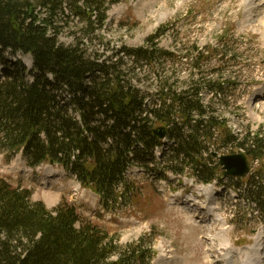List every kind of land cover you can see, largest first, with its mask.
Wrapping results in <instances>:
<instances>
[{"label":"trees","instance_id":"obj_1","mask_svg":"<svg viewBox=\"0 0 264 264\" xmlns=\"http://www.w3.org/2000/svg\"><path fill=\"white\" fill-rule=\"evenodd\" d=\"M118 1L0 0V149L8 155L21 150L32 167L62 166L97 193L106 208L117 201L116 190L126 185L124 174L131 166L149 169L153 148L161 143L153 132L160 126L172 142L162 150L167 161L163 172L181 175L188 169L203 184L232 180L222 177L209 152L210 146L228 143L251 160L262 159V138L246 129L240 140L226 118L213 110L207 114L209 106L203 102L205 90L218 100L230 97L227 88L235 80L215 79L213 73L238 66L237 53L215 47L204 54L195 44L191 49L185 44L157 47L155 40L165 31L159 26L146 39L147 46H123L115 53L123 52L136 66L145 65L155 90L144 93L123 69V56L106 61L98 54L87 55L80 40L59 42L61 26L54 20L68 15L66 9L89 34L103 27L106 11ZM218 39L222 47L233 46V38ZM7 51L30 54L32 68L6 60ZM212 57L214 67L204 69L203 62ZM183 67L190 79L180 90L172 75ZM255 173L243 192L264 213V171ZM79 221L73 206L48 210L42 201L31 199L29 189L0 178V264H149L155 255L152 248L140 249L141 240L117 254L113 237L88 220Z\"/></svg>","mask_w":264,"mask_h":264},{"label":"rangeland","instance_id":"obj_2","mask_svg":"<svg viewBox=\"0 0 264 264\" xmlns=\"http://www.w3.org/2000/svg\"><path fill=\"white\" fill-rule=\"evenodd\" d=\"M66 13L65 17L54 20L61 26L59 42L69 45L80 40L87 55L98 54L106 61L123 56V69L144 93L155 90L154 78L145 65L136 66L123 52L115 53L123 46L133 49L147 46L146 39L159 26L164 25L165 31L155 40L157 47L171 49L174 44H185L191 49L195 44L204 54L212 53L215 47L226 49L230 55L237 53L238 66L218 75L213 73L215 79L235 80L227 88L230 97L218 100L215 94L205 90L203 102L209 106L207 114L213 110L226 118L227 126L240 140L246 129L262 138L264 152V0H119L107 11L103 27H96L89 34L85 33L84 23L74 18L69 9ZM40 14L44 17V13ZM218 38H233V46L230 43L227 47L220 46ZM232 49L236 51L231 52ZM5 58L24 64L28 70L32 68L30 54L12 55L7 51ZM214 63L212 57L203 62V67L211 69ZM171 71L166 74L172 75ZM188 71L183 67L172 75L180 90L190 79ZM71 113L76 119L80 117L78 112ZM169 143L165 141L162 148ZM228 144L210 146L209 152H240ZM155 153V158L150 157L147 163L149 169L133 165L126 171V185L118 186L116 191L120 195L108 208L100 204L97 194L81 186L62 166L41 163L32 167L21 150L8 155L0 149V178L29 189L31 199L42 201L48 210L73 206L79 222L88 220L114 238L117 254L128 250L130 243L141 240L138 244L141 250L152 248L155 253L149 264H239L240 260L236 259L249 249L264 255L261 248L264 247V213L256 210L243 192L249 174L224 179L222 183H197L188 169L181 175L163 172L167 164L165 154L160 155L158 150ZM249 160L251 178L255 172L264 171V157ZM221 242L230 248L232 259L229 254L220 256L219 253H225ZM232 242H235L233 246Z\"/></svg>","mask_w":264,"mask_h":264},{"label":"water","instance_id":"obj_3","mask_svg":"<svg viewBox=\"0 0 264 264\" xmlns=\"http://www.w3.org/2000/svg\"><path fill=\"white\" fill-rule=\"evenodd\" d=\"M154 134L159 138H164L166 132L162 127H159L154 130ZM212 156L218 160L224 177H242L249 172L247 157L243 153L227 155L213 153Z\"/></svg>","mask_w":264,"mask_h":264},{"label":"bare ground","instance_id":"obj_4","mask_svg":"<svg viewBox=\"0 0 264 264\" xmlns=\"http://www.w3.org/2000/svg\"><path fill=\"white\" fill-rule=\"evenodd\" d=\"M235 244V242H232V246ZM221 245L223 246L222 249H224L225 253H219L220 256H225L226 254H229L228 256H230V252H229V247H227L226 243H222ZM221 249V250H222ZM264 254V253H263ZM242 256V257H241ZM240 256V258H237L236 260H240L238 263L239 264H258L259 262H264V255H262L261 252L258 251H254V250H247L245 251V253H243ZM230 259H232V256L229 257ZM236 258V256H235Z\"/></svg>","mask_w":264,"mask_h":264}]
</instances>
